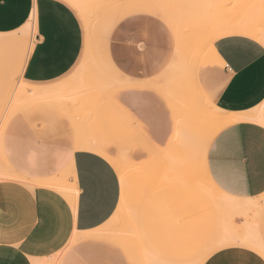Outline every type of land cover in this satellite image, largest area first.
I'll return each instance as SVG.
<instances>
[{
  "label": "crops",
  "instance_id": "0c3cea01",
  "mask_svg": "<svg viewBox=\"0 0 264 264\" xmlns=\"http://www.w3.org/2000/svg\"><path fill=\"white\" fill-rule=\"evenodd\" d=\"M66 1L74 8L64 0H0V118L14 89H22L15 98L49 99L77 82L67 75L79 64L84 31L80 11ZM30 20L34 40L25 31ZM227 30L183 49L164 19L127 15L104 50L110 85L96 98L82 96L84 104L96 101L92 119L73 126L67 102L54 114L44 100L0 126L1 159L11 168L0 171V264H45L75 231L111 217L123 170L153 165L161 178L164 152L191 141L180 136L190 126L181 119L199 103L219 126L198 144L204 176L222 196L258 203L252 222L235 219L238 237L258 248L237 237L204 264H264V40Z\"/></svg>",
  "mask_w": 264,
  "mask_h": 264
},
{
  "label": "rangeland",
  "instance_id": "374dc122",
  "mask_svg": "<svg viewBox=\"0 0 264 264\" xmlns=\"http://www.w3.org/2000/svg\"><path fill=\"white\" fill-rule=\"evenodd\" d=\"M82 1L84 10L75 9L82 17L83 51L78 66L67 75L77 82L72 81L49 99L38 95L28 97L23 92L15 98L22 89H14L7 112L0 118L3 128L16 111L31 110L44 100L54 114H60L67 102L73 126L92 119L96 101L88 100L84 104L82 96L96 98L110 85L111 63L106 60L104 50L110 31L127 15L151 13L164 19L183 49L206 46L225 29L233 33L244 31V26H248L255 32L260 31L261 37L264 34V0ZM25 31L34 40L31 20ZM82 82L86 85L82 86ZM197 107L181 119L185 125L190 123L180 130L181 137H192L187 148L183 149L184 144L180 146L177 140V148L167 149L161 156L166 162L163 176L159 177V168L153 165L123 170L120 173L122 193L114 214L96 227L75 231L66 246L45 264H191L186 260L193 257L198 258L197 264H204L214 251L236 242L237 232L243 227L235 219L252 222L257 214L252 207L258 203L253 199H228L204 176L198 144L203 135L210 136L219 126L209 112L202 110L200 103ZM235 121L232 116L230 123ZM79 139L77 135L76 140ZM10 169L0 154V171ZM127 241L131 242L132 250L125 244ZM238 241L258 248V242L253 240L239 238ZM176 249L183 256H173Z\"/></svg>",
  "mask_w": 264,
  "mask_h": 264
},
{
  "label": "bare ground",
  "instance_id": "6f19581e",
  "mask_svg": "<svg viewBox=\"0 0 264 264\" xmlns=\"http://www.w3.org/2000/svg\"><path fill=\"white\" fill-rule=\"evenodd\" d=\"M71 1H72V0H71ZM80 1H82V0H79V2H78V0H77V2H75V1L73 0L72 2L77 6L78 9H79V8H80V9H81V8L83 9V8H84V5H83L84 2L82 1V2H83V3H82V2H80ZM82 6H83V7H82ZM82 9H81V10H82ZM83 10H84V9H83ZM247 27H248V26H244V28H246V29H243L244 31H242V32H245V33H251V34H253V35L255 36V38H257V39H264V38H263V37H264V34H263V37H261V36H260V31H258V30L256 29L257 31L255 32V30L250 29L249 27H248V28H249V29H248ZM254 29H255V28H254ZM71 191H72V190H71ZM129 242H130V241H129ZM126 243L128 244V241L125 242V244H126ZM125 244H123V245H125ZM127 244H126V245H127ZM126 245H125V246H126ZM129 245H130V246H129ZM128 246H129L128 249H131V242L128 244ZM131 250H132V249H131ZM130 253H131V251H130Z\"/></svg>",
  "mask_w": 264,
  "mask_h": 264
}]
</instances>
